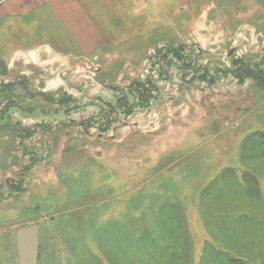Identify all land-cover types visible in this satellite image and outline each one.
Segmentation results:
<instances>
[{"label": "rangeland", "instance_id": "374dc122", "mask_svg": "<svg viewBox=\"0 0 264 264\" xmlns=\"http://www.w3.org/2000/svg\"><path fill=\"white\" fill-rule=\"evenodd\" d=\"M99 7L88 57L0 26L5 246L35 225L39 264H264V0Z\"/></svg>", "mask_w": 264, "mask_h": 264}, {"label": "crops", "instance_id": "0c3cea01", "mask_svg": "<svg viewBox=\"0 0 264 264\" xmlns=\"http://www.w3.org/2000/svg\"><path fill=\"white\" fill-rule=\"evenodd\" d=\"M100 1L0 0V26L14 29L21 24L40 28L50 40L67 42L79 56L88 57L110 42L99 13ZM37 51L41 52L31 50L23 57H40ZM14 234L12 248L5 246V237L0 238L4 243L0 245V264H39L44 246L39 227H18Z\"/></svg>", "mask_w": 264, "mask_h": 264}]
</instances>
